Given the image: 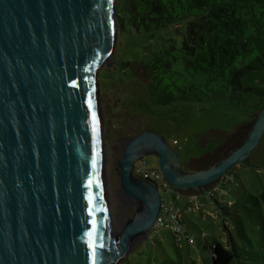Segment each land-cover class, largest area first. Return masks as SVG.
<instances>
[{
	"label": "water",
	"instance_id": "obj_1",
	"mask_svg": "<svg viewBox=\"0 0 264 264\" xmlns=\"http://www.w3.org/2000/svg\"><path fill=\"white\" fill-rule=\"evenodd\" d=\"M114 2L0 0V264H115L159 211L156 188L131 174L136 160L155 156L174 191L198 194L261 139L264 106L242 144L205 170L184 171L153 131L123 139L119 186L139 207L114 244L94 99L115 45Z\"/></svg>",
	"mask_w": 264,
	"mask_h": 264
},
{
	"label": "rangeland",
	"instance_id": "obj_2",
	"mask_svg": "<svg viewBox=\"0 0 264 264\" xmlns=\"http://www.w3.org/2000/svg\"><path fill=\"white\" fill-rule=\"evenodd\" d=\"M116 30L113 51L106 66L97 71L94 99L102 148L106 220L113 243L118 245L117 234L131 223L139 207L122 194L119 186L118 161L126 143L124 137L153 131L165 139L182 164L218 148L216 140L199 142V137L211 130L230 132L236 125L246 123L247 131L229 144L240 145L264 106V70L241 79L242 87L257 88L260 95L236 89L211 95L205 102L154 106L143 66L170 41L178 44L181 36L173 27L140 33H121L117 26ZM173 141L175 145L171 144ZM143 160L149 168L158 166L153 155H145ZM229 174L232 182L212 192L211 198L220 202L221 209L202 192L198 193L194 212L185 210L186 201L182 198L176 200V206L187 218L185 225L194 244L180 242L175 247L166 231L151 233L144 239L134 237L127 253L115 264H201L209 258L206 244L213 240L228 241L238 248L241 256L230 264H264V201L259 197L264 194V132L245 161L232 167Z\"/></svg>",
	"mask_w": 264,
	"mask_h": 264
},
{
	"label": "trees",
	"instance_id": "obj_3",
	"mask_svg": "<svg viewBox=\"0 0 264 264\" xmlns=\"http://www.w3.org/2000/svg\"><path fill=\"white\" fill-rule=\"evenodd\" d=\"M115 11L121 33L173 27L181 36L178 44L170 41L143 66L152 105L205 102L211 95L236 89L260 95L257 88L242 87L241 79L264 70V0H115ZM177 65L180 68L176 69ZM247 127L241 123L230 132L211 130L201 135L200 143L216 140L218 148L182 164L183 170H205L223 159L240 146L229 144ZM225 147L228 150H223ZM230 182L228 171L221 180L205 187L203 196L221 209L209 192ZM259 197L264 201V194ZM206 247L209 258L201 264H230L241 256L228 241L213 240Z\"/></svg>",
	"mask_w": 264,
	"mask_h": 264
},
{
	"label": "built area",
	"instance_id": "obj_4",
	"mask_svg": "<svg viewBox=\"0 0 264 264\" xmlns=\"http://www.w3.org/2000/svg\"><path fill=\"white\" fill-rule=\"evenodd\" d=\"M171 144L175 145L176 141L171 142ZM131 174L134 178L146 181L154 186L159 197V211L147 235L158 231H166L170 233L173 244L176 246L180 242L192 245L194 240L184 224L185 216L175 204L176 200L183 196V193L174 191L164 180L158 167L149 168L143 158L133 163ZM214 190L215 188L209 192V195L212 196ZM197 197L198 194L193 192L186 195V200H184L186 201L185 210L187 212L195 211Z\"/></svg>",
	"mask_w": 264,
	"mask_h": 264
},
{
	"label": "crops",
	"instance_id": "obj_5",
	"mask_svg": "<svg viewBox=\"0 0 264 264\" xmlns=\"http://www.w3.org/2000/svg\"><path fill=\"white\" fill-rule=\"evenodd\" d=\"M188 193H191L190 191L189 192H183V196L181 197L183 200L185 199L186 200V195L188 194ZM198 198H199V196L197 197V200H198ZM184 200V201H185ZM200 204V203H199ZM199 206V205H198ZM185 219H187L186 217H185Z\"/></svg>",
	"mask_w": 264,
	"mask_h": 264
},
{
	"label": "bare ground",
	"instance_id": "obj_6",
	"mask_svg": "<svg viewBox=\"0 0 264 264\" xmlns=\"http://www.w3.org/2000/svg\"><path fill=\"white\" fill-rule=\"evenodd\" d=\"M111 7V6H110ZM110 13L112 14V10L110 9ZM100 140V139H99Z\"/></svg>",
	"mask_w": 264,
	"mask_h": 264
},
{
	"label": "snow or ice",
	"instance_id": "obj_7",
	"mask_svg": "<svg viewBox=\"0 0 264 264\" xmlns=\"http://www.w3.org/2000/svg\"><path fill=\"white\" fill-rule=\"evenodd\" d=\"M90 214H91V211H90Z\"/></svg>",
	"mask_w": 264,
	"mask_h": 264
}]
</instances>
